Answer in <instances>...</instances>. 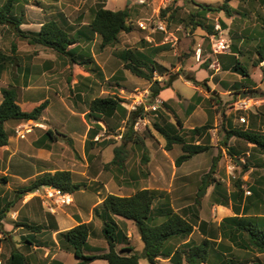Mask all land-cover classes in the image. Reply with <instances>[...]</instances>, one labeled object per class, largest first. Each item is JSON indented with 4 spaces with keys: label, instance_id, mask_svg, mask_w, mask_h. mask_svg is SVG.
Listing matches in <instances>:
<instances>
[{
    "label": "rangeland",
    "instance_id": "1",
    "mask_svg": "<svg viewBox=\"0 0 264 264\" xmlns=\"http://www.w3.org/2000/svg\"><path fill=\"white\" fill-rule=\"evenodd\" d=\"M6 1L7 0H0V6L5 4ZM107 1L109 0H24L19 6L24 12L25 19V24L21 26V30L24 31L28 37H31L32 34L34 35L37 33L44 23L55 19L62 27L66 28L72 36H76L75 32L80 26L82 27V23H86L84 30L88 31V25L92 22L95 12L100 7L104 6L103 2ZM224 1L225 0H171L170 2H166V0H148V5L142 6L137 4V0H110L108 4L110 10L117 11L128 9L130 11L129 22L133 26V30L130 33H122L117 43L104 50L100 48L101 39L97 36H94L89 44L85 43L80 46V55L82 56L80 59L84 60L88 55L93 56L102 75L95 71L93 66L84 69L77 65H71L66 58L59 57L55 52L49 49L36 51L35 46L31 45L28 39L21 37L12 27L1 26L0 49L7 56H10L13 61L8 63L3 73L0 74V103L3 99L1 89L8 87H13L16 91L20 101L19 103L25 111H31L35 105L37 106L43 101L49 100L50 107L48 108V113H45L47 120H41L39 124L43 127L36 128L32 134H39L38 132H45L48 128H52V130L59 135L61 143L56 144L54 150L60 156V159L70 164V162L77 163L80 157L79 154L83 156V150L82 139L80 142L78 141V143H80L78 146L81 145V148L79 147L80 149L78 148L79 151H77L74 144L68 143V137L80 139L79 134L82 133L81 121L83 115L88 112L89 103L93 99L106 97L120 98L123 100L122 106L129 113L137 111V109L141 107L144 108L157 105L156 100L152 101L151 95H146V91H149V94H151V83L136 77L125 68V62L121 58V54L125 51L148 53L153 48H159V52L154 56L158 70V72L154 74V79L165 84L170 75L181 74L179 75V79L176 80L175 89L183 97L189 98L194 93L192 87L185 82L187 81L185 79L186 75L194 76V73L189 71V66L193 65V63H207V58L216 56L212 51L214 36L208 35V30L213 29L219 35L220 32L222 33L225 29L230 28L228 32L224 33V36L228 35L229 39L234 40L236 49L238 51L241 50V54H239L241 66L247 69V72L252 75L254 81L260 82V88H264V68L261 67V63L256 66L258 64V59L255 58L256 49L250 51L249 47L254 38H256L257 42L259 38H261L262 43H264V0H233L230 6L234 11L230 17L224 12L202 11L201 6L210 5L213 7H220L223 5ZM169 6H172L175 14H177V18L167 26L165 20L161 17V11L166 10ZM19 12V10L16 12L18 16L20 15ZM197 22H200L204 29L202 27H196L195 23ZM140 23H145L147 30H143L139 26ZM217 24L220 25L221 31H216ZM243 39L244 43H242L241 46L240 43ZM240 47L241 49H239ZM199 48H201V57L197 59L196 54ZM75 75L80 76L78 83L75 79ZM32 77H35L36 86L47 85L48 88L42 86V89L37 88L38 91L33 89H29L31 91H26V80L28 81L29 78ZM238 79L243 80L244 77L240 75ZM248 83L249 79L246 77L244 79V84ZM261 92L263 93V91L257 90L250 91L248 95L258 96ZM212 96L216 99V96ZM237 101L238 97H235L233 101L225 105L221 102L220 106L216 109V113H219L222 108L231 109V105L235 104ZM214 102L215 101H212V103ZM208 103L211 105L210 102ZM173 112L177 118H175ZM144 113L145 118H139L135 124L140 121V119L143 121L146 120L145 127L140 131L134 130L139 134L140 138H143L145 142L143 144H145L144 146L146 147L143 149L142 146H136L127 142L124 145V153L121 155L125 160L120 161L119 165L111 166H107L106 161L113 160L115 158L113 149L123 145L120 135L126 132L127 120H122L123 114L119 112L113 118L109 119L104 117L99 124H96L91 123L95 122L93 116L89 117L86 115L87 122L94 127L92 129L99 133L96 139L104 140L105 143L111 142L113 146H111V148L109 147L106 151V145H98L89 154L88 160L90 166H79V171L81 169L80 172H83L84 168L87 167L86 169L92 177H97L101 174L99 183H106V177H109L111 173L117 176H128V170L130 168H134L138 174V165L141 167V175L146 174L147 164L142 160L144 154L146 157L159 154L162 152L161 148L165 147L167 143L165 136L160 130L154 128L155 122H160L163 128L169 125L165 129L170 131L171 134H180L177 120H181L182 123L186 122L188 114L186 113L185 104L181 103L180 105L177 104L174 106L173 101L168 102L167 106L161 105L157 112L145 111ZM169 120H171V126L168 124ZM106 121L109 124L107 131ZM202 122L203 120L200 118L199 114H196L190 119V124H194L196 127H199ZM98 126H101L102 130L98 129ZM149 126L151 127L150 131L146 129V127ZM15 127V122L9 123L7 126V132L10 138L14 140V142L12 141V145H10V147L8 146V150H10L9 175L13 176V178L15 176V178L6 186L0 185V196H6V203L7 201L13 202L15 190H19L20 186H26L32 181H26L24 179L35 174L37 175L33 176L35 178L41 175L34 162V160L40 158L39 151H32L28 147L31 137H29L27 141L20 142V153L11 157L12 159L10 160V155L12 156L15 143L18 140L15 135ZM66 127L69 129L65 130ZM73 128L76 130L72 131ZM119 128H124V131L121 130L118 132ZM113 133L116 134L112 135ZM66 135L69 136L67 137ZM182 135H185V132ZM188 139L189 138H187V140ZM215 142L217 144V141ZM209 146V149L205 153L195 156L192 161L185 163V167H183L182 171L184 172L194 167L201 171V173L205 172V176H207L210 172H206L211 171L219 162L218 168L222 173L220 176H215L211 173L207 182L210 183L212 180H217L224 186L226 192L230 194L238 191L240 186L242 189L240 194L243 196L241 203H245V199L250 197V195L246 194V191H250L251 195L252 188L254 187H259L264 191V168L260 166L261 161L264 162V152L256 148L251 149L252 147L247 145L243 140H238L234 148L237 151L239 150L242 155L236 156L235 158L224 155V158H222V151L219 145L211 143ZM33 147L35 148L36 146ZM214 148H217V150L214 151ZM3 150L0 151V170L2 169L1 164L7 167V163L2 161L3 156L5 157ZM248 152H254L256 156L249 158L247 157ZM170 153L172 157L177 158L182 155L183 152L181 146L176 145ZM32 158L34 160H32ZM65 166H68L64 167L65 169L69 168V165ZM252 167L258 170L252 173L250 171ZM1 176L5 175L0 173V177ZM205 176H203V178ZM180 179L181 178L178 177L173 182V189L175 190L173 192L175 209L184 205L179 198L185 197L188 201L185 202V204L193 203L200 189L197 180L201 178H196L194 182H190L192 184L190 188L184 187L183 185L185 184L180 182ZM142 182L145 184L144 181ZM253 184L254 186H252ZM97 185L93 188L97 187ZM168 185L170 186V183ZM9 186L13 190H10ZM136 188L141 189V186H137ZM101 189L100 187L99 190ZM43 191L42 189V194ZM129 192L132 193V190ZM100 193L102 194L103 191ZM221 194H223V192L217 194L219 200L222 199ZM43 195L42 199L48 204ZM72 195L76 203V208L68 206L65 208V211L69 213L79 212L84 217L88 215L92 205L99 199L98 194L91 188L76 191ZM210 197L211 193L210 189H208L206 190V195L199 199L201 202L199 212L202 209V215L204 217H206L209 211L211 212V204L214 201L213 198ZM259 210L263 211L264 209L260 208ZM178 213L182 214L181 210H178ZM211 213L214 214L215 212L212 211ZM221 216L220 214L219 217L221 218ZM60 219L61 218H58V220ZM12 220L11 216H9L6 218V223L10 224L13 222ZM120 220L123 221L122 219L118 221L120 228L127 230L124 226L125 222L123 223ZM98 225L103 228L102 222L98 223ZM9 228L8 226V230ZM133 228L135 239L132 241L129 240L128 244L135 248L136 254L142 255L144 252V244L141 241L137 228L134 225ZM8 234L10 233L6 232V236L1 235L0 237V247L2 246L3 249L2 254L5 253ZM93 235L95 237L99 235L96 237L98 241L105 240L102 230H99L97 227L94 228ZM194 237L198 238L197 235H194ZM96 244L98 243L96 242ZM252 257L254 258H249L247 262H256L260 260L264 263L263 255ZM213 260L214 258H212V261ZM139 264L149 263L146 259L142 258Z\"/></svg>",
    "mask_w": 264,
    "mask_h": 264
},
{
    "label": "trees",
    "instance_id": "2",
    "mask_svg": "<svg viewBox=\"0 0 264 264\" xmlns=\"http://www.w3.org/2000/svg\"><path fill=\"white\" fill-rule=\"evenodd\" d=\"M24 0H7L5 4L0 6V27L10 26L17 33L29 40V43L35 46L36 51L49 49L55 52L59 57L66 58L71 65H77L81 68L93 66V69L102 75L101 70L97 66L93 56H87L81 60L80 42L85 39L91 42L94 36L100 37V48L102 50L110 47L118 42L119 36L122 33H130L133 26L130 21V11L125 10H109L104 6L100 7L93 17L92 22L88 25V31L79 32L76 36H72L69 31L62 27L55 19L44 23L39 32L32 34L31 37L21 30L24 23V12L19 7ZM233 0H225L220 7L210 5L201 6L202 11L224 12L229 17L234 11L230 6ZM19 10L20 15H17ZM172 6L161 11V17L165 23H170L177 18ZM196 27H203L200 22L195 23ZM88 32V33H87ZM208 35L216 36L218 33L215 30H208ZM159 52V48H153L150 52H131L125 51L121 54L122 60L125 62V68L138 78L147 80L151 83V99L155 101L162 91L170 88L172 84L179 79V75H170L168 80L163 82L154 79V74L158 72L154 56ZM258 66L264 61V44L257 50ZM10 56H7L0 49V74L6 68V65L12 62ZM210 62L202 64L201 68L208 70ZM234 71L244 77H249L246 69L241 66L239 60L236 61ZM185 79L191 82L195 87H203L210 91L208 80L198 81L194 76L186 75ZM255 91V90H252ZM2 101L0 103V151L9 145L10 135L6 130V125L12 122L16 126L23 121H33L39 123L44 115L45 110L49 107V100L43 101L39 105H35L31 111H25L20 105L18 95L13 87L2 88ZM187 108V114H191L197 105L200 103V98L196 96ZM211 101H215L213 96ZM123 100L117 97L95 98L89 103L88 116L97 119L112 118L119 112L123 114L122 120L126 122V132L122 135L123 145L114 149V161L107 166L119 165L124 158L121 155L124 153V145L132 143L136 146H142L145 143L143 138L134 130V124L139 118H145L144 108H139L137 111L128 112L122 106ZM211 103V102H210ZM221 102L218 104L220 106ZM165 106V103H163ZM177 125L183 130V123L177 120ZM98 129L102 130L101 126ZM213 127L206 124L202 127H197L182 134H171L166 130L158 129L166 138L165 149L170 151L174 145H181L183 154L177 158L175 164L177 167L188 161L194 156L205 153L211 144L210 131ZM98 132L90 130L87 141L88 149L94 144V138ZM48 140L57 141L53 136L52 130L46 133ZM236 137L254 145L256 149L264 152V132L257 133L252 131L231 130L227 131L225 138L218 143L220 147L227 149V154L231 158L237 155L231 151L228 142L231 138ZM187 138H189L187 140ZM201 141L199 144L198 142ZM100 143V142H99ZM112 144L111 142L102 141L101 146ZM148 158L143 156V161L147 162ZM260 166L264 168V162L261 161ZM259 167V166H258ZM215 170V166L210 173L203 178L201 188L197 194L196 200L192 206L185 210L186 214L182 215L176 212L171 204H166L156 208V200L158 197L165 196L166 192L141 188L134 193L125 196L108 195L102 204L94 209L95 218L103 223L102 233L106 240L109 249L108 252L99 255H87L86 245L93 234V223H80L76 227L61 232L59 237L68 244V250L72 251L78 264H91L95 261H106L107 264H139L140 260L146 259L149 264H158L161 259L169 260L171 264H241L233 256L223 254L222 257L215 258L216 262L212 261L211 251L214 248V240L218 239L219 234L222 238L231 242L234 246L241 250H251L264 255V191L259 187L252 188V195L246 199L243 213H241L243 196L239 190L230 194L226 191L221 194L222 199L218 200L217 204L232 208L235 215L224 218L218 227L210 228L211 238H206L199 245L187 242L177 246V241L187 240L195 231V227L200 222L199 208L201 202L199 199L206 195V190L211 185L207 182L208 177ZM10 181L9 176L0 177V185H7ZM218 185V184H217ZM216 185V186H217ZM44 187H52L63 194H73L81 189L79 184L73 182L72 173L70 171H56L55 174H44L32 180L30 184L15 190L13 202L6 203V196L0 197V235L6 236L3 220L10 212L15 203L22 200L26 195L32 194L35 191ZM187 216H189L187 218ZM116 218L124 221L132 222L138 230L141 241L144 244V252L142 255L135 253V248L129 246L127 234L120 229ZM208 225L201 221L199 226ZM19 227H24L29 230H42V226L23 224ZM175 242V243H173ZM33 245L29 240L25 241ZM125 244L124 247H119ZM1 264H29L27 256L20 251L14 249L9 258ZM249 262L242 263L248 264ZM254 264H264L257 260Z\"/></svg>",
    "mask_w": 264,
    "mask_h": 264
},
{
    "label": "crops",
    "instance_id": "3",
    "mask_svg": "<svg viewBox=\"0 0 264 264\" xmlns=\"http://www.w3.org/2000/svg\"><path fill=\"white\" fill-rule=\"evenodd\" d=\"M109 2L110 0L107 2H103L105 9H109V5H108ZM85 25L86 23H82V27L80 26L76 30L75 34H78L79 32L86 33L85 32L86 30H84ZM229 30L230 28L225 29L222 33L220 32V34L218 35L219 38L224 39L230 44L229 51H227L224 54L210 56V58H207L206 60L210 62L208 66V70L202 69L201 63L200 64L193 63V65L189 66V71L194 73V77L198 81L202 82L204 80H208L207 84L210 88V91H208L207 89L203 87H195L191 82L185 81L194 90V93L191 95V97L185 98L175 89V84H176V81H175L170 88L162 91L158 97V99L162 102L161 105L165 103V106H167L168 102L170 101L174 102V106L177 104L180 105L181 103L185 104L186 113H187L188 106L194 100L193 98H196V96L199 97L201 100L199 105H197L195 110L191 114L188 115L186 122H183L184 123L183 130L181 131V129L179 128L180 134H183L184 132H187L188 130L197 128L196 125L190 124V119L194 117L196 114H199L200 118L203 120V122L201 123V125H199V127H202L206 124H210L213 127V129L210 131V134H211V143H213L214 145H219L218 143L221 140L223 142H227L223 140L225 138V134L227 131H231V130L247 131L248 130V131L257 132V133L264 132V106L259 107V108H253L249 111H236L235 104H232L231 109L228 108L229 109L228 110L227 108H222L221 111H219V113H216V109L217 107H219L218 104L220 102H223V105H225L226 103L233 101L235 97H238V100L242 98H246V96L250 94V91L252 90L263 91V93L261 92L259 95H264V88H260L261 87L260 82L254 81L252 75H250L248 72H247L249 76L247 77L249 79L248 84H244V79L246 77L242 76L244 77L243 80L238 79V76H240V74L235 72L233 68L236 65V61L240 59L239 54H241V50L238 51L236 49L234 40L229 39L228 35L224 36V33L228 32ZM85 43L89 44V41L88 40L86 41L85 39H83V41H81L79 45L81 46L82 44H85ZM242 43H244V39L240 43L241 46H242ZM263 44L264 43H262L261 38H259L258 42L256 38H254V40L252 41V44L249 45L250 51H252V49H256L255 58H257L258 48ZM239 49H241V47ZM75 76H76L75 79L78 83L79 82L78 79L80 76L79 75H75ZM34 78L33 77L29 78L28 80L29 82L26 80L27 82L26 89H25L26 91L29 89L37 90V88L42 89V86H45L46 88H48L47 85L36 86L35 85L36 81L34 80ZM212 95L216 96L214 103H212V101L210 100ZM208 102H211V105ZM48 108L45 110L42 120H47V118L45 117V113H48ZM88 112L83 115V118L81 121L82 133L79 134L80 139L79 140L73 139L69 135H66L67 137L69 136L68 143L74 144V147L77 151H79V149L81 148V145L78 146L80 144L78 143V141L80 142V140L82 139L83 156L79 154L80 157L77 163L70 162V164H67V162L65 163L63 161V159H60V156L54 150V147L56 144H61L60 137L59 135H57V133L54 130H52V128H48V130L49 129L52 130L53 136L57 138V141H51L47 139L46 133L48 130H46L45 132H38L39 134L28 135V137L25 140L18 139L17 142L15 143V146L13 145L14 149L12 152V156L10 155V160L12 159L11 157H14L20 153V149H19L20 142L27 141V139L31 137V141H30V144H28L29 145L28 147L32 151H36V150L39 151L40 158H37V159L35 158L36 160L32 158V160H34L35 165L37 166L38 171H40L39 173L41 175H44L47 173L55 174L56 171H70L72 173L73 182L81 186V189L79 191L83 189L91 188L98 194L99 199L95 201L88 215L84 217L79 212L69 213L65 211V208L68 206L76 208V203L73 199V195L71 194L70 196L73 200V203L58 209L59 214L57 216H54L53 214L48 212L46 208V203L42 199V197L33 196V194L26 195L22 200L14 204L10 212L7 214V216L3 220L5 231L10 233L7 236V240H6L7 244L5 245L6 249H5L4 254H2V251H3L2 246L0 247V258H1L0 261H2L3 263H5V261L9 258V256L11 255V252L14 249H16L20 251L21 253H23L25 256H27L29 260V264H78V260L74 256L73 252L68 250L67 243L62 238L59 237V234L61 232H65L67 230H70L76 227L80 223H93L94 228L97 227L99 230H102V226L98 225V223H100L101 221L95 218L94 209L99 207L104 201V199L110 194L117 195V196H125L131 193L129 192L130 190H132V193L138 190L136 188L137 186H141V188H147L150 190H156V191H161V192L163 191V192H166V195L158 197V199L155 202L156 208H159L160 206H163L166 204H171V206L176 212H178V210H181L182 215H185L186 214L185 210L194 204L195 201L193 203L191 202V203L185 204V202H188V201L185 197H182L179 199L182 200L184 205L178 209H175V206H174L175 201H174V194H173L175 190L173 189L174 188L173 182L176 178L179 177L181 178L180 182L185 184L183 186L190 188L192 186L190 182L192 181L194 182L196 178H201L197 180V184L201 188V185L203 182L202 178L203 176H205V172H202L204 174L203 175L201 171H199L198 169L194 167L190 170L184 169L185 171L184 172L182 171L183 167H185L184 164L189 161H192L195 156L189 159L188 161H186L185 163H183L181 166L177 167L175 164V161L178 157L174 158L172 157L170 153L175 148L176 145H174L172 150L170 151L166 150L165 147H162L161 153L153 154L150 157L148 156L147 157L148 161L146 162L147 171H146V174L144 175L143 174L141 175L140 173L141 167L140 165H138L137 167L138 174L134 168H130L128 170V176H123V175L117 176L111 173L109 177H106V183L105 182L99 183V177L101 174L98 175L97 177H92L86 169L87 167L90 166L89 160H88L90 156L89 154L94 148L100 145V143L104 140H100V139L97 140L96 137L99 135V133H97L94 138V141L98 143L94 144L88 149L87 141L89 137V132L90 130L93 131L92 128H94L86 120V115L88 114ZM174 116L175 118H177L175 114ZM241 117H244L246 121L247 120L248 121L245 124L241 123L239 121V118ZM93 118L95 119V122H91V123L99 124L100 121H102V119H97L95 117ZM96 120H99V121H96ZM168 124H170L171 126L172 124L171 120H169ZM7 126L8 124L5 126L6 130H7ZM168 126L169 125H166L163 128V125L160 122H155L154 124V128L156 130L163 128L164 130L170 133V131L165 129ZM108 128H109V124L106 121V131ZM67 129L69 128L66 127L65 130ZM146 129L150 131L151 127L150 126L146 127ZM74 130L76 129L73 128L72 131ZM121 130L124 131V128H119L118 132ZM115 134L113 133L112 135H115ZM122 135L123 133L120 135L121 138H122ZM238 140L240 139L236 137L231 138L228 142V146L231 148V151L233 153H235L237 156H241L242 155L241 152L239 150L237 151L234 148L235 143ZM12 141L14 142V140L10 138L9 145H8L9 147L10 145H12ZM215 141H217V144ZM200 142L201 141H199L198 144ZM244 142L247 143L246 141ZM247 145H250L252 147L251 149L255 148L254 145L252 144L247 143ZM8 146L4 147L3 151H4L5 157L3 156V160H2L3 162L7 163V167H4V165L1 164L2 169L0 170V173L5 176H9L10 178L9 184H10L11 181L15 178V176L13 178V176L9 175L10 150H8L9 149ZM33 146H36V147L34 148ZM111 146L113 145L112 144L106 145V151L109 149V147L111 148ZM114 149H113V152H114ZM220 149L222 151V155H221L222 158H224V155L229 156L227 154V149L225 147L222 146L220 147ZM215 150H217V148H214V151ZM255 156L256 154L254 152L247 153V157L249 158L255 157ZM263 157H264V154H263ZM113 161L114 159L111 161H106V165L110 164ZM65 165H69V168L65 169L64 167H68ZM218 165H219V162L217 163V165H215V170L212 173L215 176L216 175L220 176V174L222 173V171H220V169L218 168ZM79 166H87V167L84 168L83 172H80L81 169L79 171L78 169ZM255 170H258V169L255 167H252L250 171L253 173ZM208 172L210 171H207L206 173ZM226 173H229V172H226ZM33 176H37V175L36 174L32 175L30 177H27L24 180L26 181L34 180L37 178ZM142 181H144L145 184H143ZM96 183L99 185H97ZM169 183H170V186L168 185ZM210 183L211 185H209L207 190L210 189V193H211L210 198H213V201H214L211 204L212 205L211 212L214 211L215 213L213 214L209 211L206 217H204L202 215L203 213L201 209L199 213L200 222L201 221L206 222L208 225L200 227L199 226L200 222H199V224L195 227V231L193 232V234L187 240L183 242L178 240L176 242L177 246H180L181 244H184L187 242H191L195 245L201 244V242L205 240L206 238H209V239L211 238V232H210L211 227L213 226L218 227L224 218L232 217L235 215L232 208L217 204L219 200L217 194H220L222 192L224 193L226 191L224 186L217 180L215 181L212 180ZM95 184L97 185V187L93 188L94 186H96ZM252 186H254V184ZM100 187L102 188L101 190H99ZM20 188H22V186H20ZM9 189L13 190L10 186H9ZM101 191H103L102 194L100 193ZM3 196L4 195H2V197ZM245 202H246V199H245ZM239 204H242L241 213H243V209H244L243 207L245 203L240 202ZM220 214L222 215L221 218L219 217ZM9 216H11V218L13 219L12 220L13 222L10 224L6 223V218H8ZM188 217L189 216H187V218ZM58 218H61V219L58 220ZM116 221L118 223L119 219L116 218ZM121 222L123 223L125 222L124 226L127 230H124L122 228L120 229H122L127 234L128 241L129 240L132 241L133 239H135L134 228H133L134 224L132 222L124 221V220ZM23 224L38 225V226H42L43 229L36 230L34 232L33 230H29L24 227H19L20 225H23ZM8 226L10 227L9 230H8ZM194 235H197L198 238H195ZM98 236L99 235H96V237ZM96 237L93 234L90 236L87 242V245H86L87 255H99V254L108 252L109 246L106 240L103 239L105 242L98 241ZM28 240L31 243H33V245L25 243V241H28ZM96 242L98 244H96ZM124 246L125 244H122L119 247H124ZM223 254L230 256V257L231 256L235 257L237 261H239L240 263H246L247 261H249V258L253 259L254 257L252 256L259 257L260 255H262L255 251H251V250H241L238 247L234 246L228 240L223 239L222 235L219 234L218 239L214 240V248L211 251V257L214 258L213 262H216L215 258H217V256L222 257ZM160 263L171 264L169 260H166V259H161L158 264ZM91 264H107V262L98 260ZM207 264H211V263H207ZM248 264H254V263L250 261Z\"/></svg>",
    "mask_w": 264,
    "mask_h": 264
},
{
    "label": "built area",
    "instance_id": "4",
    "mask_svg": "<svg viewBox=\"0 0 264 264\" xmlns=\"http://www.w3.org/2000/svg\"><path fill=\"white\" fill-rule=\"evenodd\" d=\"M170 1L171 0H166V2H170ZM137 4L142 5V6L148 5V0H137ZM139 26L143 30H147V26H145V23H140ZM216 31H221V27L219 24H217V26H216ZM229 49H230V44L227 41H225L222 38H217L216 36L213 37L212 51L215 55L224 54L227 51H229ZM196 56H197V59H200L201 48L198 49ZM260 65H261V67L264 68V61ZM146 93H147L146 94L147 96L151 95V94H149V91H146ZM156 103H157V105L144 107V110L147 112L148 111L157 112L159 110L162 102L157 98ZM263 106H264V95H258V96H249L248 95L246 98L239 99L235 103L236 111H249L253 108H259V107H263ZM145 121L140 119V121H138L134 125V129L137 131L142 130L146 125ZM239 121L243 124H245L247 122L244 117L239 118ZM42 127L43 126L37 122L23 121L15 127V135L18 139L25 140L28 137V135H30L34 132V130L36 128H42ZM42 189L44 190L43 191V194L45 193L44 195L42 194ZM42 189H39L32 194H33V196H38V197H42V195H43L44 198L48 202V204H46V208H47L48 212H50L54 216H57L59 214L58 209L73 203V200L69 194H63L60 191H58L52 187H44ZM246 194L251 195V192L246 191ZM0 237H1V235H0ZM0 264H1V262H0Z\"/></svg>",
    "mask_w": 264,
    "mask_h": 264
},
{
    "label": "water",
    "instance_id": "5",
    "mask_svg": "<svg viewBox=\"0 0 264 264\" xmlns=\"http://www.w3.org/2000/svg\"><path fill=\"white\" fill-rule=\"evenodd\" d=\"M247 96H248V95H247ZM247 96H246V97H247ZM242 99H243V98H242Z\"/></svg>",
    "mask_w": 264,
    "mask_h": 264
}]
</instances>
